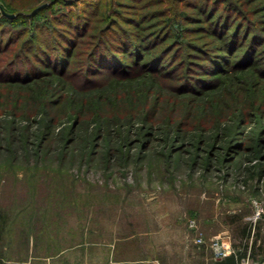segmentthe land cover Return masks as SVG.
Listing matches in <instances>:
<instances>
[{
    "label": "rangeland",
    "instance_id": "obj_1",
    "mask_svg": "<svg viewBox=\"0 0 264 264\" xmlns=\"http://www.w3.org/2000/svg\"><path fill=\"white\" fill-rule=\"evenodd\" d=\"M145 1L147 0H0V19H6L0 26V39L2 38L3 42L1 46H5L0 49V63L10 60L14 53H20L25 61L28 57L37 62L29 43V39L34 35L43 47L45 44L54 46L55 43H67L66 38H74L80 28H83L84 18L89 17L90 6H97L102 14L105 13L107 18H114L113 20L120 22L123 28L132 26V23L124 18L139 21L136 12L146 11L151 15L160 13L157 17L162 19L159 32L148 31L147 44L155 45L156 35L165 38L169 34L168 37L173 42L166 41L163 45H170L171 52L165 58L166 63L164 62L162 68L171 72V75L162 77V80L173 89L175 96L180 95L179 98H183L185 94L189 96L192 93L191 89L183 92H178L177 89L182 76L186 75L185 68L188 65L183 59L186 54L184 48L186 44L196 41V31L207 26L215 29L223 27L224 31L229 27L231 34L241 26L240 33L243 34L250 28L253 33L264 25V0H237L253 10H258L250 16H243L231 9L228 12V5L237 4L236 0H210V9H205H209L207 15L215 14V17L208 23L188 21L183 17L197 12L193 7L197 0H177L180 2L182 16L174 14V7L178 4L176 0H151L156 3L147 9H134ZM8 6L14 8L10 9ZM46 6L49 8L39 11ZM232 9L235 10L236 7ZM37 11L40 13H36ZM226 13L227 19L224 18ZM68 14H73L76 18L70 21ZM215 20L222 23V26L215 25ZM108 25L101 21L97 27L103 29ZM114 26L119 28L120 25ZM106 34L110 40L122 44L118 39L122 35L110 31ZM77 40V50L83 53L72 59L74 64L70 65L68 71L81 72L80 80H76L82 84L87 72L85 52L88 45L81 44L80 39ZM111 50L106 49L105 52L110 55L109 58L117 59L113 61L116 64H126L131 59H140L143 55L139 44L134 45V52L125 53L124 49ZM125 50H128L127 47ZM242 56L243 52L235 55L229 52L226 55L229 58L227 63L233 62L235 65L239 61L244 62L241 64L251 62L243 60ZM194 59L205 62L202 58ZM152 63H156V60ZM190 64L192 72H189V78L197 82L196 86H200L196 78L205 76L206 73L202 71L201 64ZM39 66L41 69L45 68ZM153 66L156 68L157 65ZM103 72L91 75L97 80V84L102 83L103 75L110 70L103 69ZM211 76L213 75L209 74L203 80L211 84L213 78L219 79ZM26 84L34 89L39 83L34 81ZM18 92L19 87L6 88L4 95L14 98ZM19 111L21 115L16 118L23 114V109ZM9 117L0 113L2 129L7 127ZM73 120L72 118L69 123ZM22 124L23 121L17 120L18 127ZM135 125L146 128L152 126V123H143L137 118ZM160 125L161 123L157 122L152 130H159ZM242 125V130L255 128L252 124ZM79 129L80 125L77 126V130ZM2 131L4 137L0 143V212L8 218L3 245L7 257L13 245L24 246L30 243L27 239L29 236L36 246H68L91 242L98 247L99 252L108 247L114 248L115 256H124L126 240L139 254L151 258L158 256L171 262L203 264L206 258L210 260L214 254L211 242L216 236L227 238L228 235V241L233 244L239 241L237 224L253 221V224H256L255 227L253 225V233L257 230V224H262L264 232V172L260 173V169H264V147L261 156H253L249 151L250 155L244 152L236 155L232 153L230 156L224 152L225 148L217 147L213 150V165L206 167L204 159L193 164L195 152L190 145L191 135L187 138L181 137L184 144L169 158L165 137L153 136L148 148L139 153L146 139L138 129L131 133L127 144L131 155L128 160H122L116 150L108 163L106 152L102 148L92 160H88V153L74 144L75 149L69 151L64 162L62 161L63 165H60L57 160L51 162L43 156L36 162V153L33 152L27 157V152L21 147L16 151L11 150L6 139V130ZM103 139L100 141L104 143ZM112 141L115 145V138ZM183 141L178 142L182 144ZM220 143L224 144V140H220ZM176 145H179L177 141ZM209 151V145L199 149L203 157L207 156ZM217 155L219 158H216ZM191 219H196V229L190 225ZM199 231L205 237L202 244L196 242ZM185 257L187 258L184 259Z\"/></svg>",
    "mask_w": 264,
    "mask_h": 264
},
{
    "label": "trees",
    "instance_id": "obj_2",
    "mask_svg": "<svg viewBox=\"0 0 264 264\" xmlns=\"http://www.w3.org/2000/svg\"><path fill=\"white\" fill-rule=\"evenodd\" d=\"M209 1L197 0L193 5L197 12L191 15L184 14L183 17L188 21H206V23L212 21L215 14L207 15L210 9ZM176 2L178 3L177 0ZM154 3L156 2L147 0L134 9L136 11L141 8L147 9ZM237 4L230 3L228 12L231 9L243 16H250L258 11L249 8L242 1H237ZM179 6L180 2L174 7V14L182 16V9ZM233 7L236 9L233 10ZM12 8L14 7H10ZM46 8L49 6L42 7L39 11L42 12ZM88 11L89 17L84 18L83 28H80V32L74 38H66L68 42L65 44L58 41L60 43H55L54 46L45 44L46 46L43 47L40 46L37 36H32L29 39L30 50L37 62L28 57L26 62L20 53H14L10 60L0 63V86H3L0 88L2 89L0 113L11 117L7 120L6 128L0 127V143L4 137L1 134L4 133L2 130H6V139L11 150L16 151L21 147L27 152V157L34 152L36 162L43 156L49 158L51 162L57 160L63 165V160L70 150L75 149L73 148L75 144V146L79 145L78 148L83 152L88 153L86 156L88 160H92L101 148L104 149L106 161L110 163L116 150L122 160L130 159L127 144L131 133L138 129L142 132L144 129L142 135L146 141L142 144L139 153L148 148L153 136L165 137L170 158L172 153L184 144L182 138L191 135L190 145L195 152L193 164L204 159L206 167L212 166L213 150L217 147L225 148L224 152L230 156L244 152L246 155L252 153L253 156H261L264 147V25L253 33L250 28L243 34L240 33L241 26L231 34L229 27L224 31L223 27L215 29L207 26L196 31L194 33L196 41L186 44L184 48L186 54L183 59L188 65L185 68L186 75L182 76L177 88L178 92L191 89L192 93L189 92L191 95L185 94L183 98H179L180 95L175 96L173 89L162 80V77L171 75V72L162 68L166 63L165 58L171 52L170 45L163 43L166 41L172 43L173 40L170 41L169 34L165 38L155 34L157 36L155 45L147 44L148 31L159 32V23H162V19L157 17L160 13L151 15L146 11L136 12L139 21L124 18L132 23V26L123 28L120 22L113 20L112 17L107 18L105 13L102 14L97 6H90ZM227 14L224 15L226 19ZM68 15L70 21L76 18L73 14ZM105 17L108 19L107 23ZM5 20V18L0 19V26ZM217 20L215 25L222 26ZM101 21L107 25L111 23L102 29L97 27ZM114 24L120 25L119 28ZM108 31L122 35L118 38L122 44L110 40L111 38L106 36ZM77 39H80L81 44L88 45L85 52L87 72L82 84L76 80L79 79L81 72L68 71L70 65L74 64L72 59L79 57L81 53L77 50ZM1 41L2 38L0 49H3L5 46H1L3 43ZM138 44L143 55L140 59H131L126 64H116L113 61L117 59L109 58L110 55L105 52L106 49L108 51L124 49L125 53L134 52V45L138 46ZM125 47L128 50H125ZM35 48L36 50H33ZM229 52L234 55L243 52V60L251 62L241 64L244 62L239 61L235 65L233 62L228 64L229 58L226 55ZM194 58L205 59V62H199ZM155 60L156 63H152ZM192 62L201 64L205 76L211 74L213 75L211 77H219V79L213 78L209 84V81L203 80L204 75L197 76L196 81L200 86H196L197 82L189 78ZM39 65L45 68L41 69ZM153 65H157L156 68ZM103 69H108L110 72L103 75L101 84H97V80L91 75L104 73ZM34 81L39 83L37 88L32 89L27 86L29 84L26 83ZM16 87H19V92L14 98L4 95L6 88L16 89ZM21 109H23L22 116L16 118L17 115H21L19 111ZM72 118L74 120L70 124ZM137 118L143 123L150 121L152 126L137 127L135 125ZM17 120L23 121L21 127L17 126ZM157 122L161 123L158 126L159 130H152ZM242 123L252 124L255 128L242 130L240 129ZM78 125L81 126L79 130H77ZM114 138L115 145L112 141ZM101 139L104 143L100 141ZM222 139L224 144L220 143ZM180 140L183 141L182 144L178 142ZM176 141L179 145H176ZM205 145H209L210 151L203 157L199 149ZM1 147L2 144L0 150ZM216 158L219 156L217 155ZM260 171L263 173L264 169ZM7 224V216L0 212V257L6 256L3 245ZM253 225V221L237 224L239 241L234 242L235 251L222 258L214 257L210 264H241L242 260L249 256L264 260L262 224H257L254 233Z\"/></svg>",
    "mask_w": 264,
    "mask_h": 264
},
{
    "label": "crops",
    "instance_id": "obj_3",
    "mask_svg": "<svg viewBox=\"0 0 264 264\" xmlns=\"http://www.w3.org/2000/svg\"><path fill=\"white\" fill-rule=\"evenodd\" d=\"M27 239L30 243L24 246L15 244L10 247V255L0 257V264H183L182 261L171 262L158 256L151 258L139 254L136 248L130 246L129 241L126 240H124V256H117L118 254L115 256L114 248L108 247L99 252L98 247L91 242L48 247L47 245H34L33 239H30L29 236ZM213 258L214 254L210 260L206 258V262L203 264H210ZM247 258L257 260L250 256ZM245 260L246 258L242 260L241 264H244Z\"/></svg>",
    "mask_w": 264,
    "mask_h": 264
},
{
    "label": "built area",
    "instance_id": "obj_4",
    "mask_svg": "<svg viewBox=\"0 0 264 264\" xmlns=\"http://www.w3.org/2000/svg\"><path fill=\"white\" fill-rule=\"evenodd\" d=\"M190 225L196 229L198 227V223L196 219H191ZM227 238H225L222 235L216 236L215 238H213L211 242V247L213 249L215 258L225 257L229 253H232L233 251H235V248L232 242L230 240L228 241ZM196 242L200 244L205 242L204 234L200 231L198 232V235L196 237ZM244 264H264V260H251L250 258H246V260L244 261Z\"/></svg>",
    "mask_w": 264,
    "mask_h": 264
}]
</instances>
